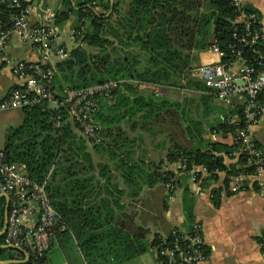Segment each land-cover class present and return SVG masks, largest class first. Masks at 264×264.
I'll list each match as a JSON object with an SVG mask.
<instances>
[{
  "label": "trees",
  "instance_id": "obj_1",
  "mask_svg": "<svg viewBox=\"0 0 264 264\" xmlns=\"http://www.w3.org/2000/svg\"><path fill=\"white\" fill-rule=\"evenodd\" d=\"M19 1L22 6L29 5L27 0ZM8 2L10 0L0 2V31L11 26L12 14L19 13V8L10 7ZM205 2L78 0L73 6L70 0H64L63 8L57 13V25H63L72 15L75 16L72 32L78 43L67 51L65 58L56 62L53 87L57 103L52 105L43 100L23 108L24 120L21 125L7 130L3 150L8 163L22 166L32 180L46 182L50 202L60 215L53 237H73L86 264L122 263L146 252L150 246H157L162 238L156 234L148 242L147 229L132 222L127 224L126 218L119 215L122 213L116 211L115 208L121 209L122 191L118 185L113 187L117 195L110 190L112 169L96 160L94 152L105 151L101 145L106 144L107 155L115 169H121L130 182L141 184L142 181H135L136 178L132 181L130 177L143 175L147 177V181H143L150 187L157 182L166 186L171 184L167 186L170 192L180 179L174 171L162 170V162L148 163L150 170L131 163L134 150L127 145L134 139L130 130L150 135L164 134L171 144L168 160H180L183 167L179 173L182 175H188L196 166L204 168L209 174L205 183L218 178V170L243 176L256 171L255 157L246 151L235 155L239 143L226 144L207 139L209 130H222L235 136L237 129L245 125L243 107L236 113V122L228 114L207 130L201 116L192 115L190 98L178 101L169 92L161 94L154 87H140V82L144 81L165 88L207 90L204 81L191 74L195 60L191 49H207L214 42L225 51L223 61L232 59L230 47L236 44L249 63L263 69L259 64L264 65L259 53L264 49L261 24L254 26L258 32L255 42L242 43L234 37V32L238 36L243 33V24L236 21L238 12L232 0H211L208 10L204 7ZM84 45L97 51L92 53ZM111 80H119L120 84L111 91L110 98L97 96L95 116L101 125L103 139L92 144L79 131L68 105L63 103L66 98L64 89H80ZM209 96L215 95L211 93ZM259 99L264 101V89L260 91ZM116 129L120 132L113 137ZM136 136L135 141L143 139V134ZM103 152L100 155L104 156ZM226 156L234 161L227 164ZM100 178L105 179L103 184ZM241 181L242 185L248 186V178ZM228 183L229 179L225 178L224 186L227 187ZM252 187L259 188L255 182ZM223 188L214 189L216 202ZM185 210L191 226L192 212L187 207ZM4 211L0 199V230ZM3 240L4 235L0 237V244ZM49 249L42 257H30L27 264H45ZM16 251L0 247V259L13 258ZM160 260L169 264L165 258L158 257V262Z\"/></svg>",
  "mask_w": 264,
  "mask_h": 264
},
{
  "label": "crops",
  "instance_id": "obj_2",
  "mask_svg": "<svg viewBox=\"0 0 264 264\" xmlns=\"http://www.w3.org/2000/svg\"><path fill=\"white\" fill-rule=\"evenodd\" d=\"M27 1L31 8L29 13L30 24L51 23V19L57 32L55 40L62 45L60 39L63 37V33L66 32L68 37L71 36L69 28L75 20V16L72 15L63 25L55 23L58 11L63 8L64 0ZM70 1L74 6L78 0ZM210 1L206 0L205 2L204 7L206 10L210 8ZM246 7L258 13L264 35V0H246ZM74 43L71 49L78 45L76 41ZM191 51L195 57L192 68L221 60L220 55L210 50L209 47L207 49L192 48ZM4 57L14 62L35 63L40 59V52L35 43L23 40L19 34H13L8 39L4 49H0V96L2 97L6 96L13 87L21 84L13 74L11 66L5 62ZM60 60L62 59L54 58L52 63L56 65V62ZM236 68L237 66H234L232 71L236 72ZM180 89L171 86L165 88L161 94L169 92L170 96L178 101L190 98L193 105L192 115H200L207 130L215 126L212 124L225 115L231 114L232 119L235 120L236 113L243 107L244 96L242 95L234 96L232 104L228 105L220 99L215 102V98L209 96L211 94L209 88L207 90L192 87ZM179 90L182 94L180 97L175 95V92ZM214 105L218 107L215 108ZM23 120L24 113L22 109L15 108L0 112V150L5 146L7 130L10 127H16V124L13 125L14 123H20L19 125H21ZM137 131H129L134 136V141L129 142L127 145V147H132L134 150L130 157L131 163H138L143 166V169L150 170L148 163L162 162V170L170 169L174 171L180 180L175 189L170 192L169 188L162 182H157L150 187L143 181H147V177L134 174L130 177L131 180L136 178L135 181H142L141 184L137 185V183L126 179L121 173V169H115L112 159L108 155H104V158L100 161L110 165L113 172L111 174L112 186H110V190L117 195L118 192L113 187L118 185L119 190L122 191L120 195L121 209H115L117 212L122 213V215L119 214L121 217L126 218L125 222L127 224L132 222L136 226L147 229V240L151 242L156 234L167 237L175 228H188L190 225L185 214L187 207L192 212L193 222H199L202 225L205 244L209 250L208 259L204 264H264V195L252 187V182L256 183V180L264 181V169L258 177L249 178L250 187L238 192L224 193L216 202L215 197L211 195L212 190L224 187L225 173H218V178L211 181L206 180V183L204 179L209 177V174L200 166H196V171L193 174L182 175L183 173H179L183 167L180 160L175 162L168 160L171 144L164 134H153L150 137L148 133ZM209 131L211 132L207 134V139L226 144L234 142V136L230 132L224 133L222 130ZM138 133L143 134V139L135 141ZM251 134L264 154V115L254 125ZM118 159L120 158L118 157ZM233 161L234 159L225 157L227 164ZM104 180V178H100L102 184ZM157 192L160 198L163 196V202L160 209V221L155 222L154 216L157 213L153 208L155 206L153 205L152 196H155ZM0 199L3 200V206H5L6 199ZM111 199L116 198L112 197ZM53 238L45 264H86L84 256L73 237H58L56 235ZM149 250L153 251V255L149 253ZM21 254L16 251L13 253V258L0 259V264H27L29 257L24 253ZM118 264L161 263L158 262L156 246H150L146 252Z\"/></svg>",
  "mask_w": 264,
  "mask_h": 264
},
{
  "label": "built area",
  "instance_id": "obj_3",
  "mask_svg": "<svg viewBox=\"0 0 264 264\" xmlns=\"http://www.w3.org/2000/svg\"><path fill=\"white\" fill-rule=\"evenodd\" d=\"M8 4L10 7L19 8V13L12 14L11 26L0 31V49H4L13 34H19L23 40L32 41L37 45L40 59L35 63H27L14 62L4 57L5 62L11 66L13 74L21 84L13 87L6 96H0V112L15 108L23 109L43 100L56 104L53 82L57 67L52 60L65 58L67 50L55 40L57 32L51 19V23L31 25L29 5L22 6L19 0H10ZM232 5L238 12L236 21L243 24V33L238 36L234 32V37L245 44L254 43L258 35L254 26L260 23L258 13L247 9L246 0H232ZM1 23L0 19V25ZM209 48L220 55L221 60L193 67L191 74L202 79L211 92L228 105L232 104L234 96H244L245 125L238 128L234 136V142L239 143L235 155L246 151L255 157L256 164V171L247 176L228 175L225 171L218 170L217 173H225V178L229 179L228 186H224L220 191L221 196L224 193L247 189L250 186L242 185L241 180L258 177L264 169L263 151L256 145L251 134L254 125L264 115V101L259 99L260 91L264 89V65L259 62L263 69H257L247 61L242 50L236 48V44L231 45L233 57L227 62L223 61L225 51L217 42L212 43ZM259 53L260 58L264 59V49L262 53ZM234 66H237L236 72L232 71ZM240 81L243 84L239 85ZM119 84V80H111L80 89H64L66 98L63 103L68 105L71 117L77 123L79 131L92 144L100 143L102 140L101 125L95 116L98 109L97 96L110 98L111 91ZM140 86L146 88L149 85L142 82ZM153 87L155 88V85ZM195 171L196 167L189 173L193 174ZM257 185L259 187L257 190L264 195V182L257 180ZM167 186L171 184L168 183ZM1 194H7L9 197L7 228L2 244L24 249L29 258L42 257L51 246L54 229L60 221V215L50 202L46 182L38 183L29 177L22 166L8 163L3 149L0 150ZM211 195L214 196L213 190ZM159 240L156 246L157 255L165 258L169 264H204L208 259L209 250L205 244L202 225L199 222H193L188 228H175L169 236ZM160 263L164 264L162 260Z\"/></svg>",
  "mask_w": 264,
  "mask_h": 264
},
{
  "label": "rangeland",
  "instance_id": "obj_4",
  "mask_svg": "<svg viewBox=\"0 0 264 264\" xmlns=\"http://www.w3.org/2000/svg\"><path fill=\"white\" fill-rule=\"evenodd\" d=\"M73 26H70V28H69V32H70V34H71V36L70 37H68V35H67V33L65 32V33H63V37L60 39V40H64L63 42L62 41H60L61 43H62V46L65 48V49H67L68 51H69V49H71V47L75 44L74 43V35H73V32H72V30H73V28H72ZM67 44H65V43ZM84 47H86L87 49H88V51H90V52H96L97 50H96V48H90V47H88V46H86V45H84ZM69 48V49H68ZM146 83V85H149L148 87H152L153 88V83H150V82H144V81H141L140 82V85H141V83ZM141 87V86H140ZM176 88H178V87H176ZM155 90H157L159 93H161V92H163L164 90H165V87H163V86H155V88H154ZM178 89H180V88H178ZM181 90V89H180ZM180 90L178 91V92H175V95H177V96H181L182 94L180 93ZM184 91H186V90H184ZM189 92H191V93H193V91H191V90H189ZM212 93V92H211ZM214 98H215V102H217L218 100V98L217 97H215L214 96ZM52 105H53V103H52ZM22 115V114H21ZM16 124V125H15ZM19 124L20 123H14L13 125H15V126H19ZM123 125V124H122ZM119 132L120 131H118L117 129L116 130H114V136L113 137H115V133H117V134H119ZM136 133V132H135ZM103 134L105 135V131L103 132ZM83 135V134H82ZM149 135V134H148ZM132 137H134L133 135H131ZM150 137H152L151 135H149ZM102 139H103V136H102ZM113 139H115V138H113ZM107 141H110V139L108 138V140ZM104 143H107V142H104ZM92 145V144H91ZM102 146V149H104L105 151L103 152V154L104 155H107V151H106V144H103V145H101ZM93 146H90V148H92ZM102 152L101 153H97L96 151L94 152V154H95V156H96V160H102V158H104L102 155H100V154H102ZM262 181V180H261ZM264 182V181H263ZM256 183H257V180H256ZM248 186H249V184H248ZM152 200H153V205L155 206V207H153L154 208V211L156 210V213H157V215H155L154 216V220H155V222L156 221H160L159 219H160V215H161V211H160V209H161V207H162V200H163V196L160 198L159 197V194H158V192L156 193V195L154 196H152ZM153 252V251H152ZM151 252V250H149V253L151 254V255H153V253ZM32 264H36L35 262H33Z\"/></svg>",
  "mask_w": 264,
  "mask_h": 264
},
{
  "label": "water",
  "instance_id": "obj_5",
  "mask_svg": "<svg viewBox=\"0 0 264 264\" xmlns=\"http://www.w3.org/2000/svg\"><path fill=\"white\" fill-rule=\"evenodd\" d=\"M238 84H243L242 81L238 82ZM0 198H5L6 199V205H5V211H4V219H3V225H2V228L0 230V237L3 236L6 232V228H7V220H8V213H9V197L7 194H1L0 195ZM0 247L2 248H10V249H15L17 251H20L22 253H24L25 255L29 256L28 253L24 250V249H21V248H18V247H14V246H7V245H4V244H0ZM10 262V261H8Z\"/></svg>",
  "mask_w": 264,
  "mask_h": 264
}]
</instances>
